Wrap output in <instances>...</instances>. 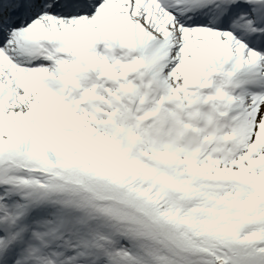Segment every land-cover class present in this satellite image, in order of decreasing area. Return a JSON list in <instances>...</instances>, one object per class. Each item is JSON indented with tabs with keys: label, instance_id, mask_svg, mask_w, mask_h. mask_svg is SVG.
Wrapping results in <instances>:
<instances>
[{
	"label": "snow or ice",
	"instance_id": "snow-or-ice-1",
	"mask_svg": "<svg viewBox=\"0 0 264 264\" xmlns=\"http://www.w3.org/2000/svg\"><path fill=\"white\" fill-rule=\"evenodd\" d=\"M0 264H264V0H0Z\"/></svg>",
	"mask_w": 264,
	"mask_h": 264
}]
</instances>
